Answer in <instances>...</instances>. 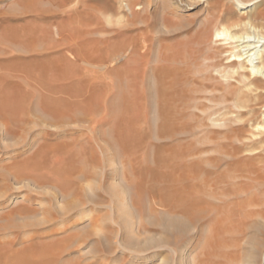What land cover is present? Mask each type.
<instances>
[{
    "label": "rangeland",
    "instance_id": "rangeland-1",
    "mask_svg": "<svg viewBox=\"0 0 264 264\" xmlns=\"http://www.w3.org/2000/svg\"><path fill=\"white\" fill-rule=\"evenodd\" d=\"M220 2L233 22L262 7L237 10L227 0L208 7L206 0H0V264H188L204 240L200 227H214L206 264H264V184L250 179L203 225L182 224L196 236L193 244L175 241L172 196L187 177L178 155L211 142L204 133L157 137V95L172 100L166 85L177 81L182 61L221 65L206 72L214 78L216 70H229L234 45L205 30ZM262 111L246 117L243 139L257 133ZM205 122L199 131H215L214 141L223 137ZM230 169L210 178L220 181ZM236 247L247 253L231 261Z\"/></svg>",
    "mask_w": 264,
    "mask_h": 264
},
{
    "label": "bare ground",
    "instance_id": "bare-ground-1",
    "mask_svg": "<svg viewBox=\"0 0 264 264\" xmlns=\"http://www.w3.org/2000/svg\"><path fill=\"white\" fill-rule=\"evenodd\" d=\"M211 1L206 0L207 7L210 6ZM227 1L234 2L231 4L236 6L237 10L250 8V11L252 7L262 3V7L256 12L253 11L250 15H246V13L245 18L239 17L238 21L233 22L231 20L234 18L231 19L232 16L229 14L230 8L220 2L215 6L216 13L205 18L207 24L205 30L208 34L213 32L215 41H222V43L225 41L228 42V45H234L228 57L229 70L224 72H221V69L216 70L219 78H214L206 72L209 68H221V65H203L194 61H182L181 65L184 68L179 69L181 75L178 74L179 76L175 77L177 81H171V84L167 82L166 85V91L171 92L172 100L168 98L169 103H167L166 99H162L163 94L157 95L156 100L158 138H164V136L187 138L204 133L202 135L204 140L210 139L209 142H211L199 150H192L188 147L189 152L185 154L181 151L178 155L179 158H185L187 177L184 181L186 186L184 189L176 188L173 191L170 209L175 241H179L181 244L185 241L188 244H193L197 239L182 224L187 223L186 226H194L198 222L200 226L203 225L210 212L218 210L220 206L218 204H225V200L228 201L226 203L232 202L229 197L237 194L235 190L242 181L250 179L257 184H264V111L261 112L262 123H257L254 128L257 133L250 138L243 139L241 137L242 124L245 123L246 117L250 116L254 109H264V0ZM257 21L263 23H255ZM211 58V55H207L203 60L209 61ZM170 65L172 66V64ZM156 69V72L162 70ZM168 70L170 69L168 68ZM162 75L160 77H164ZM170 77L168 76L166 80L165 76L163 81H169ZM160 79L158 81L156 79V83ZM220 79L226 80V83L222 84ZM207 80H215L220 83V86L206 84ZM187 84H191L193 87L187 89L185 86ZM160 85L157 84L158 87ZM158 89L157 91H159ZM214 115H217V118L212 119ZM207 120L212 121V125L217 127V130H221L223 134L221 139L214 141L213 137L210 138L212 134H215V131H207L208 133L199 131L200 128L208 127L205 122ZM3 126L5 125L3 124ZM7 130L10 131V128L8 127ZM251 138H257L252 145L243 143V140ZM259 149H261L260 152L253 153ZM244 153L251 155H243ZM243 161H250V163L243 164ZM260 163H263L262 167L258 166ZM222 167L231 169L226 176L220 175L219 178H222L220 181L219 175H215L216 178L211 179L210 176ZM238 189L244 191L242 187ZM260 224L264 225V223ZM213 231L214 227L198 229L197 236H203L204 240L194 250H191L188 255L190 258L188 264H204L205 260L209 258H206L208 256L206 248L209 243L208 237ZM262 232L263 229L260 233ZM233 241H235L234 238ZM233 247L235 246L233 245ZM256 252L258 253L256 248L254 252H251L252 258L256 257ZM177 253L175 254L177 255ZM231 253L229 254L231 259L228 258L233 261L240 258L241 255H245L247 250L238 247Z\"/></svg>",
    "mask_w": 264,
    "mask_h": 264
}]
</instances>
